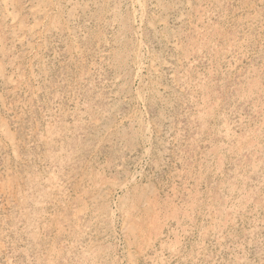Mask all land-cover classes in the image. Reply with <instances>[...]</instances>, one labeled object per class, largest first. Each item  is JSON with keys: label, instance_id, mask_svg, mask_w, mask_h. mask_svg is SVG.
Here are the masks:
<instances>
[{"label": "rangeland", "instance_id": "1", "mask_svg": "<svg viewBox=\"0 0 264 264\" xmlns=\"http://www.w3.org/2000/svg\"><path fill=\"white\" fill-rule=\"evenodd\" d=\"M137 2L0 0V264H264V0Z\"/></svg>", "mask_w": 264, "mask_h": 264}, {"label": "bare ground", "instance_id": "2", "mask_svg": "<svg viewBox=\"0 0 264 264\" xmlns=\"http://www.w3.org/2000/svg\"><path fill=\"white\" fill-rule=\"evenodd\" d=\"M71 1V0H70ZM74 1V0H73ZM13 2V1H12ZM136 2H137V0H136ZM34 3V2H33ZM61 3V2H60ZM137 3H139V1L137 2ZM172 3V2H171ZM127 4V3H126ZM24 5V4H23ZM64 5V4H63ZM138 5V4H137ZM144 5V4H143ZM155 5V4H154ZM180 5V4H179ZM185 5V4H184ZM182 7V6H181ZM213 7V6H212ZM40 8V7H39ZM141 8V7H140ZM42 10H44V9H42ZM110 11V10H109ZM44 12V11H43ZM75 12V11H74ZM135 14V13H134ZM72 16V15H71ZM44 17V16H43ZM224 17V16H223ZM132 18V17H131ZM204 18V17H203ZM129 21V20H128ZM210 21V20H209ZM39 22V21H38ZM88 22V21H87ZM9 23V22H8ZM89 23V22H88ZM149 23V22H148ZM16 24V23H15ZM24 24V23H23ZM151 25V24H150ZM23 26V25H22ZM28 26H30V25H28ZM126 26H128V25H126ZM198 27V26H197ZM35 28H37V25H36V27ZM164 29V28H163ZM199 29V28H198ZM257 29V28H256ZM29 30V29H28ZM27 30V31H28ZM39 30H40V28H39ZM202 30V29H201ZM16 32V31H15ZM74 33V32H73ZM205 33V32H204ZM174 34V33H173ZM207 34V33H206ZM37 35V34H36ZM164 35V34H163ZM41 36V35H40ZM207 36V35H206ZM164 37H165V35H164ZM247 37V36H246ZM33 38V37H32ZM166 38V37H165ZM26 40V39H25ZM213 39H211V42H213L212 41ZM200 41V40H199ZM209 42H210V39L208 40ZM215 41V40H214ZM203 42H205L204 40H203ZM207 42V41H206ZM208 42V43H209ZM206 44V43H205ZM210 44V43H209ZM208 44V45H209ZM212 44V43H211ZM140 45V44H139ZM237 45V44H236ZM2 46V45H1ZM0 46V47H1ZM214 46V45H213ZM212 46V47H213ZM232 46V45H231ZM178 47V46H177ZM215 47V46H214ZM218 47V46H217ZM180 48V47H179ZM178 48V49H179ZM209 48V47H208ZM216 48V47H215ZM223 48V47H222ZM243 48V47H242ZM15 49V48H14ZM212 49V48H211ZM227 50V49H226ZM232 50V49H231ZM29 51V50H28ZM193 51V50H192ZM196 51V50H195ZM216 51V50H215ZM213 52V51H212ZM220 52H221V50H220ZM243 52V51H242ZM38 55V54H37ZM200 55V54H199ZM190 56V55H189ZM223 56V55H222ZM227 56V55H226ZM229 56V55H228ZM150 57V56H149ZM142 58V57H141ZM144 58V57H143ZM227 58V57H226ZM159 59V58H158ZM236 59V58H235ZM179 60V59H178ZM145 61V60H144ZM216 62V61H215ZM8 65V64H7ZM145 65V64H144ZM224 65V64H223ZM173 66V65H172ZM231 66V65H230ZM151 67V66H150ZM144 68V67H143ZM138 69V68H137ZM157 70V69H156ZM137 71V70H136ZM156 72V71H155ZM189 72V71H188ZM144 74V73H143ZM195 74V73H194ZM17 75V74H16ZM127 75V74H126ZM136 75V74H135ZM154 75V74H153ZM173 75V74H172ZM177 76V75H176ZM7 77V76H6ZM10 77H11V75H10ZM247 77V76H246ZM1 78V77H0ZM22 78V77H21ZM182 78H183V76H182ZM9 79H11V78H9ZM185 79V78H184ZM187 79V78H186ZM247 79V78H246ZM255 79V78H254ZM180 80V79H179ZM201 80V79H200ZM2 81H3V79H2ZM153 81V80H152ZM181 81H183V80H181ZM187 81V80H186ZM150 83H152V82H150ZM256 84H258V82L256 83ZM243 85V84H242ZM242 85H240V86H242ZM254 85V84H253ZM20 86V85H19ZM239 86V87H240ZM257 86H259V85H257ZM242 88V87H241ZM258 88V87H257ZM182 89H184V88H182ZM196 89V88H195ZM238 89V88H237ZM243 89V88H242ZM255 89H256V87H255ZM264 89V88H263ZM261 90V89H260ZM233 91V90H232ZM257 91V90H256ZM182 93V92H181ZM247 93V92H246ZM257 93V92H256ZM253 94V93H252ZM254 94H255V92H254ZM155 95V94H154ZM181 95H183V94H181ZM210 96V95H209ZM208 97V96H207ZM245 97H247V96H245ZM263 97V96H262ZM121 99V98H120ZM129 99V98H128ZM165 99V98H164ZM194 99V98H193ZM197 99V98H196ZM241 99V98H240ZM250 99V98H249ZM253 99V98H252ZM231 100V99H230ZM248 100V99H247ZM257 100V99H256ZM249 101V100H248ZM228 103V102H227ZM241 103V102H240ZM248 105V104H247ZM252 105V104H251ZM196 106V105H195ZM230 106V105H229ZM199 108V107H198ZM231 108V107H230ZM191 111V110H190ZM254 111H255V109H254ZM253 111V112H254ZM197 113H201V112H197ZM191 115V114H190ZM198 115V114H197ZM256 115V114H255ZM235 116V115H234ZM109 117V116H108ZM190 117V116H189ZM221 117V116H220ZM100 118V117H99ZM224 118V117H223ZM193 119V118H192ZM203 119V118H202ZM221 119V118H220ZM217 120V119H216ZM215 121V120H214ZM220 121V120H219ZM243 121V120H242ZM130 122V121H129ZM191 122V121H190ZM95 123V122H94ZM198 123V122H197ZM241 123V122H240ZM109 124V123H108ZM118 124V123H117ZM133 124V123H132ZM222 124V123H221ZM143 125V124H142ZM224 125V124H223ZM101 126V125H100ZM159 126V125H158ZM229 126V125H228ZM196 127V126H195ZM231 127V126H230ZM226 129H227V127H226ZM245 129V128H244ZM211 130V129H210ZM229 132V131H228ZM94 133H95V131H94ZM120 133V132H119ZM201 133V132H200ZM222 133V132H221ZM225 133V132H224ZM126 134V133H125ZM231 134V133H230ZM234 134V133H233ZM236 134V133H235ZM8 135V134H7ZM237 135V134H236ZM196 137H197V135H196ZM46 138V137H45ZM140 138V137H139ZM224 138H225V136H224ZM137 139V138H136ZM234 139V138H233ZM52 140V139H51ZM230 140V139H229ZM50 141V140H49ZM138 141V140H137ZM230 142V141H229ZM232 142V141H231ZM222 143V142H221ZM52 144V143H51ZM226 144V143H225ZM210 145V144H209ZM16 146V145H15ZM50 146V145H49ZM234 146V145H233ZM235 148V147H234ZM227 149V148H226ZM15 152V151H14ZM227 152V151H226ZM225 152V153H226ZM229 153V152H228ZM223 154H224V152H223ZM220 156V155H219ZM211 157V156H210ZM231 158V157H230ZM235 158V157H234ZM213 165H215V164H213ZM255 165V164H254ZM114 167V166H113ZM244 167V166H243ZM251 169V168H250ZM256 169V168H255ZM259 169V168H258ZM203 170V169H202ZM220 171V170H219ZM241 171V170H240ZM236 173V172H235ZM237 174V173H236ZM84 176V175H83ZM96 176V175H95ZM238 176H241V175H238ZM237 175H236V177H238ZM92 178V177H91ZM125 178V177H124ZM49 179V178H48ZM51 180V179H50ZM129 180V179H128ZM58 181V180H57ZM264 181V180H263ZM53 182H54V180H53ZM57 183L55 182V185H56ZM59 184V183H58ZM57 184V185H58ZM107 184V183H106ZM137 184V183H136ZM57 185H56V187H57ZM114 185V184H113ZM135 185V184H134ZM53 186V185H52ZM59 186V185H58ZM111 186V185H110ZM228 186V185H227ZM60 187V186H59ZM58 187V188H59ZM134 187V186H133ZM135 187L137 188V186L135 185ZM135 187H134V189H135ZM54 188V187H53ZM80 188V187H79ZM126 188V187H125ZM124 188V189H125ZM230 188V187H229ZM57 189V188H56ZM59 190H61L60 188H59ZM232 190V189H231ZM237 190V189H236ZM42 192V191H41ZM59 192V191H58ZM229 192V191H228ZM35 193V192H34ZM96 193V192H95ZM61 194V193H60ZM227 194V193H226ZM233 194V193H232ZM37 195H39V194H37ZM58 195V194H57ZM86 195V194H85ZM88 195V194H87ZM230 195V194H229ZM15 196V195H14ZM25 196V195H24ZM24 196H23V198H24ZM40 196V195H39ZM7 197V196H6ZM105 197V196H104ZM228 197V196H227ZM23 198H21V199H23ZM32 198V197H31ZM37 198V197H36ZM53 198V197H52ZM91 198V197H90ZM119 198V197H118ZM21 199H19V200H21ZM30 199V198H29ZM35 199V198H34ZM34 199H32L33 201H34ZM60 199V198H59ZM94 199H96V198H94ZM28 200V199H27ZM36 200V199H35ZM38 200V199H37ZM92 200V199H91ZM234 200V199H233ZM18 201V200H17ZM25 201V200H24ZM23 201V202H24ZM97 201V200H96ZM22 202V203H23ZM29 202V201H28ZM37 202V201H36ZM65 202V201H64ZM231 202V201H230ZM229 202V203H230ZM233 202V201H232ZM42 203V202H41ZM122 203V202H121ZM234 203V202H233ZM21 204V203H20ZM33 205V204H32ZM39 205H42V204H39ZM48 205V204H47ZM54 205V204H53ZM114 205V204H113ZM227 205V204H226ZM112 206V205H111ZM233 206V205H232ZM39 207H41V206H39ZM38 207V208H39ZM205 207V206H204ZM110 208V207H109ZM117 208V207H116ZM215 208V207H214ZM251 208V207H250ZM113 209V208H112ZM111 209V210H112ZM232 211H233V209H231ZM253 210V209H252ZM117 211H118V209H117ZM223 211H224V209H223ZM20 212V211H19ZM123 212V211H122ZM111 212H109V214H110ZM113 213V212H112ZM234 213V212H233ZM225 214V213H224ZM232 214V213H231ZM235 214V213H234ZM104 215V214H103ZM124 215V214H123ZM128 215V214H127ZM23 216V215H22ZM33 216V215H32ZM230 216V215H229ZM238 216H239V214H238ZM35 217V216H34ZM61 217V216H60ZM241 217V216H240ZM31 218V217H30ZM41 218V217H40ZM59 218V217H58ZM111 218H113V217H111ZM137 218V217H136ZM235 218V217H234ZM27 219V218H26ZM35 219V218H34ZM120 219V218H119ZM189 219V218H188ZM216 219V218H215ZM231 219H233V218H231ZM32 220V219H31ZM44 220V219H43ZM60 220V219H59ZM25 221V220H24ZM33 221V220H32ZM31 221V222H32ZM67 221V220H66ZM121 221H122V219H121ZM190 221V220H189ZM208 221V220H207ZM94 222V221H93ZM109 222H112V220H110ZM127 222V221H126ZM101 224V223H100ZM107 224V223H106ZM122 224V223H121ZM131 225V224H130ZM224 225V224H223ZM25 226V225H24ZM30 226V225H29ZM108 226V225H107ZM112 226H113V224H112ZM254 226V225H253ZM28 227V226H27ZM32 227V226H31ZM131 227V226H130ZM204 227V226H203ZM223 228V227H222ZM128 229V228H127ZM225 229V228H224ZM219 230V229H218ZM54 231V230H53ZM56 231V230H55ZM97 231V230H96ZM116 231V230H115ZM122 231V230H121ZM168 231V230H167ZM220 231V230H219ZM69 232V231H68ZM80 232V231H79ZM100 232V231H99ZM132 232V231H131ZM185 232V231H184ZM217 232V231H216ZM222 232V231H221ZM91 233V232H90ZM78 234V233H77ZM83 234V233H82ZM162 234V233H161ZM213 234V233H212ZM216 234V233H215ZM218 234V233H217ZM65 235H66V233H65ZM220 235V234H219ZM96 236V235H95ZM99 236V235H98ZM158 236V235H157ZM55 237V236H54ZM219 237H221V236H219ZM69 238H71V237H69ZM79 238V237H78ZM152 238H153V236H152ZM101 239V238H100ZM119 239V238H118ZM139 240V239H138ZM162 240V239H161ZM219 240V239H218ZM151 241H153V240H150V242ZM119 242V241H118ZM176 242V241H175ZM200 242V241H199ZM198 242V243H199ZM94 243V242H93ZM165 244V243H164ZM170 245V244H169ZM171 245H173V243L171 244ZM176 244H174V246H175ZM151 246V245H150ZM88 248H89V246H87ZM134 247H135V245H134ZM173 247V246H172ZM171 247V248H172ZM168 248V250H169V247H167ZM177 248H179V247H177ZM174 249V248H173ZM195 249V248H194ZM202 249V248H201ZM146 250V249H145ZM156 250V249H155ZM163 250V249H162ZM149 251H151V250H149ZM148 252V251H147ZM173 252V251H172ZM204 252V251H203ZM157 253V252H156ZM168 253V252H167ZM175 253V252H174ZM60 255V254H59ZM198 255V254H197ZM54 256V255H53ZM81 256H83V255H81ZM116 256V255H115ZM134 256V255H133ZM142 256V255H141ZM50 257V256H49ZM95 257V256H94ZM181 257V256H180ZM50 258H52V257H50ZM55 258V257H54ZM93 258V257H92ZM91 258V259H92ZM142 258V257H141ZM152 258V257H151ZM185 258V257H184ZM193 258V257H192ZM90 259V258H89ZM155 259V258H154ZM157 259V258H156ZM47 259H45V261H46ZM99 260H100V258H99ZM177 260V259H176ZM50 262V261H49ZM59 262V261H58ZM93 262V261H92ZM79 263V262H78ZM52 264V263H51ZM90 264V263H89Z\"/></svg>", "mask_w": 264, "mask_h": 264}]
</instances>
